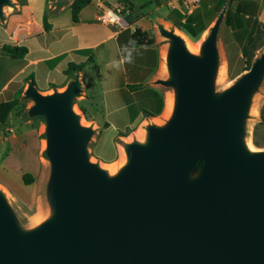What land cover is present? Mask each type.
I'll return each instance as SVG.
<instances>
[{
  "label": "water",
  "instance_id": "obj_1",
  "mask_svg": "<svg viewBox=\"0 0 264 264\" xmlns=\"http://www.w3.org/2000/svg\"><path fill=\"white\" fill-rule=\"evenodd\" d=\"M228 5L195 53L173 26L156 25L165 75L153 83L170 90L172 109L143 125L142 141L122 144L113 174L90 160L95 131L74 109L79 72L47 94L27 82L25 115L44 121L45 213L23 226L0 189V264H264V149L246 141L264 49L216 90ZM5 8L15 5L0 0V22Z\"/></svg>",
  "mask_w": 264,
  "mask_h": 264
},
{
  "label": "crops",
  "instance_id": "obj_2",
  "mask_svg": "<svg viewBox=\"0 0 264 264\" xmlns=\"http://www.w3.org/2000/svg\"><path fill=\"white\" fill-rule=\"evenodd\" d=\"M32 1L34 0H26V5L20 6V14L14 15L11 17L13 19L8 20L3 32V38L0 40V47L2 45H28L29 42H34L35 45L33 49L26 47L28 52L23 58H10L12 60L11 64L17 67H15V71L12 75L10 74L7 77H3V79L0 77V102L11 100L19 93L21 97L28 81H33L34 85L38 82V71H41L40 77L45 79V85L40 92L42 94H47L53 90H63L65 85L71 80V78L64 74L69 63H85L84 68L86 65H91L93 62H88L86 55L90 52V46H81V40L79 39L80 37L77 34V30L85 25L101 24L98 21V15L101 7L106 6L120 10L121 18L124 19L126 24L123 28L101 24L107 28L106 39L115 41L118 52H120L121 55L124 53L128 55L130 53L132 56L131 63L123 61V65L127 63V69L124 68L123 70L125 76H128L129 72L132 73L131 75L134 74L135 76H142V73L146 71L148 74L145 77L143 76L145 79L144 84L138 81H127L122 85L114 84L108 91H104L101 94L104 98V105L111 102L116 104L114 108L105 107V122L108 124V127H110L114 122L113 114L117 115L119 112H126L132 109L135 113L132 120L134 123L129 124L128 127H133L137 124L139 119L145 118L144 115L153 117L155 114L165 111L167 104L166 92L160 89L162 87L153 83L155 80L162 78L158 76L155 68L158 63V58L154 51L155 41L153 45L147 47H134L129 41L133 30L135 28H140V22H150L143 15L133 18L132 12L136 8H140L141 12L151 9L149 13H156V11L166 8L168 14L169 11L172 10L168 6L170 0H90V2L78 13L76 22L71 19L69 6L64 10H60L57 14L52 15L48 19V23L50 24L49 31H44L42 28L43 15L41 16L40 22L34 21L31 8ZM71 1H69V4ZM212 1H214V6L217 7L218 1L220 0ZM66 10L69 11L70 19L62 23L61 16ZM226 12H228L230 21L229 25H224L231 37V44L237 49V56L240 57L241 32L249 30L254 20H256L258 24L264 25V0L235 1L231 5H228ZM166 16L163 18L156 16L153 21H158L157 24L162 23L165 21ZM250 17L252 21L251 24L248 25L247 20ZM29 18L34 21L35 25L29 28L23 25H16L15 21H20L18 24H22L21 22H26ZM10 20L14 22L11 23ZM55 33H59L57 40L63 46L59 52L51 51L52 46L56 43L53 38V34ZM125 45H127L126 48ZM33 54L34 56H32ZM112 62L113 61L110 62V65H112ZM230 62L231 59L227 58V64ZM82 71L79 72V75L83 89L84 81ZM0 75H3L2 71ZM117 75L118 72L116 76ZM116 76L114 80H116ZM30 77L32 80H28ZM56 78L60 80L61 84L55 85L51 82ZM132 85H141V87L132 90L129 88ZM127 96H132V98H128ZM28 107L29 105L26 106V109ZM21 116H19V118H21ZM25 118L27 123L29 120H33L28 119L26 115ZM16 119L10 115L8 122L5 125H0V189L2 191L3 189H9V183L15 182L17 177H20L22 182V176L24 174L31 175L36 184L42 181L44 183L47 172V163L43 151L41 154L42 145L34 130H17L16 128H18V126L15 127ZM18 122L21 124L22 121L18 120Z\"/></svg>",
  "mask_w": 264,
  "mask_h": 264
},
{
  "label": "rangeland",
  "instance_id": "obj_3",
  "mask_svg": "<svg viewBox=\"0 0 264 264\" xmlns=\"http://www.w3.org/2000/svg\"><path fill=\"white\" fill-rule=\"evenodd\" d=\"M21 0H11V2L15 5V8H5L4 10V21L0 22V40L3 38V32L6 27V23L9 19L14 15L20 14V3ZM26 1V0H25ZM69 6L68 1L64 2H56L52 3V0H34L31 2L33 19L35 22H40L41 16L44 12L49 15V18L57 14L60 10H64ZM215 7V9H214ZM218 7V6H217ZM217 7L214 6V1L212 0H201L200 10L202 14L200 26L204 27L205 30L202 31L196 39H192L187 36V40L191 45H195L198 42H201L203 35L207 33L209 27L212 25L216 16L218 14ZM214 9V10H213ZM140 8H136L132 12V17H141L145 16L148 21H142L139 23V27L141 30L146 32L150 37L154 38V51L157 55V66L155 67L159 77H163L165 75V69L162 68V55L163 51L166 48V41L159 36L155 29V25L158 21H153L156 16L165 17L167 14V9L162 8L159 11L149 13L151 9H147L145 11H140ZM170 12V11H169ZM62 23H65L67 20L69 21V11L66 10L64 14L61 16ZM121 17V15H120ZM168 17V14L167 16ZM34 21L29 18L26 22L15 21L16 25H23L24 27L29 28L34 24ZM251 17L247 20L248 25L251 24ZM13 23V20H10ZM125 22V21H124ZM164 23L168 24V26L164 25ZM166 27L173 26L172 23L168 20H165L161 23ZM126 24L124 23V26ZM175 28V27H174ZM257 30L259 27H255ZM176 29V28H175ZM178 30V29H176ZM204 32V33H203ZM183 33V32H182ZM77 34L79 35V39L81 40V46H90V53L94 57V61L91 65H86L83 69V89L82 95L78 97L74 103L75 111L81 116L82 122L91 126L95 134L92 137L91 142L88 144V153L90 160L93 162H98L103 168L115 164L118 161L120 155V147L123 143L131 141L136 138L135 132L137 129H140L147 122H156L163 121L161 118L164 111L161 113L155 114L153 117H147L148 115H144L145 118L139 119L137 124L133 127H128L129 124L134 123L133 116L135 115L134 110H127L126 112H119L117 115H114V122L108 127V124L105 122L106 119L104 117V109L105 107L114 108L116 104L107 103L104 105V98L101 95L104 91H108L109 88L114 86V84L122 85L125 82H133L138 81L144 84V77L147 76V71L142 73V76H135L134 74L129 72L128 76H125L123 72L124 68L127 69V63L123 65V59L127 56L126 53L123 55L118 52L117 47L115 46V41L111 39H106L107 36V28L101 24H93V25H85L77 30ZM184 34V33H183ZM202 34V35H201ZM59 33L53 34L54 41L56 42L51 51L59 52L63 46L58 42L57 36ZM255 44L258 50L255 52V55L262 49H264V41L262 34H256L255 36ZM99 42V43H98ZM232 40L229 36V33L224 25V21L221 25L219 36H218V46L221 55V65H224L225 69L223 75H219L216 80V90H221L225 87H228L238 76L240 73V64L238 60L240 57L237 56V49L233 47L231 44ZM30 44V45H29ZM96 44V45H95ZM25 47H29L30 49L35 47L34 42H29L28 45H24ZM195 53V52H193ZM42 55V54H40ZM34 56V54L32 55ZM31 56V57H32ZM124 56V57H123ZM227 58L231 59L229 63L230 67L228 70ZM111 61H119L120 67L116 68L110 65ZM10 63V64H9ZM12 60L8 58L6 55L0 53V72L2 71L3 75L0 77H7L10 74L12 75L15 71L14 64H11ZM118 72V75L116 76ZM120 72V73H119ZM237 73V75H234ZM41 71H38V82L35 83L36 88L41 91L45 85V79H42ZM116 76V80L114 77ZM135 76V77H134ZM144 76V77H143ZM60 78V77H59ZM82 81V82H83ZM55 85H59V79H53ZM159 87V86H157ZM163 92H166L167 99L170 95V90L165 88H160ZM128 98H132V96H127ZM108 98V97H107ZM107 101V99H106ZM27 105H30V102L24 101ZM264 102V82L258 93L254 98V105L251 111L250 119L247 124V133H246V141L248 144H251L252 147L256 149H264L263 147H256L252 143L253 134H255L256 140L264 144V125H258L260 122L259 109ZM254 109H256V114L254 113ZM26 111V110H25ZM14 118V117H13ZM19 118V117H18ZM15 120V127L17 130L31 129L34 130L37 138L39 139L42 147L41 154L44 147L43 141V119L41 117L34 118L33 120H29L27 123L25 118V112L21 116V118ZM21 120V124L18 122ZM17 122V123H16ZM26 122V123H25ZM122 148V147H121ZM114 163V164H112ZM103 165H106L104 167ZM107 169V168H106ZM108 170V169H107ZM43 181L36 184L34 180L29 185H24L21 182V178L17 177L15 182L9 183V189H3L6 197L9 202L13 206L14 210L17 213L18 219L23 226H29L35 223L36 219L39 222L42 219V216L45 213V206L43 201ZM37 220V221H38ZM36 221V222H37ZM38 222V223H39Z\"/></svg>",
  "mask_w": 264,
  "mask_h": 264
},
{
  "label": "trees",
  "instance_id": "obj_4",
  "mask_svg": "<svg viewBox=\"0 0 264 264\" xmlns=\"http://www.w3.org/2000/svg\"><path fill=\"white\" fill-rule=\"evenodd\" d=\"M235 1L242 0H220L218 1L217 10L220 11L221 7L224 3L228 2L231 5ZM90 0H72L69 4V10L71 14L72 21H77L78 13L84 8ZM20 6L26 5L25 0H21L19 3ZM202 14L201 10L197 8L191 14L185 16L177 10H171L168 13V17L165 20H168L172 23L173 27L183 32L185 35L189 36L192 39H196L198 35L205 30L204 27L200 26ZM49 15L44 12L42 16V28L44 31L50 30V24L48 23ZM229 16L228 12L225 14L224 24L229 25ZM259 27L255 30V27ZM263 35L264 41V25L258 24L256 20L253 21L252 26L249 30L242 31L240 35H242V40L240 42L241 47V57L238 60L240 64V73L248 70L253 57L255 56V52L259 47L255 44V36L256 34ZM130 41H135V46H151L154 44V38L150 37L146 32L142 31L140 28H135L130 35ZM131 44V43H130ZM132 45V44H131ZM133 46V45H132ZM28 50L25 46L18 45H2L0 47V53L6 55L11 59H21L27 54ZM87 55V61L93 62V55L89 52ZM85 63L73 64L69 63L67 69L64 71V74L69 78H72L73 73L75 71H82ZM230 65L228 64V70ZM237 75V73H234ZM28 80H32V78H28ZM141 87V85H132L129 88L135 90ZM27 104L24 101L20 100V93L13 99L0 102V125H5L8 122L9 116L12 115L15 119L19 116L23 115L26 110ZM260 122L258 125H264V102L259 109ZM264 142V141H263ZM252 143L256 147H263L264 144L256 140L255 134H253ZM32 176L29 174H24L22 176V183L24 185H29L32 183Z\"/></svg>",
  "mask_w": 264,
  "mask_h": 264
},
{
  "label": "built area",
  "instance_id": "obj_5",
  "mask_svg": "<svg viewBox=\"0 0 264 264\" xmlns=\"http://www.w3.org/2000/svg\"><path fill=\"white\" fill-rule=\"evenodd\" d=\"M201 0H170L168 6L187 16L199 8ZM99 23L107 26L124 27V19L120 17V10L102 6L98 15Z\"/></svg>",
  "mask_w": 264,
  "mask_h": 264
},
{
  "label": "bare ground",
  "instance_id": "obj_6",
  "mask_svg": "<svg viewBox=\"0 0 264 264\" xmlns=\"http://www.w3.org/2000/svg\"><path fill=\"white\" fill-rule=\"evenodd\" d=\"M164 25H166V26H168V24H166V23H164ZM176 32H177V34H179L183 39H184V41H185V43H186V46H187V48H188V50L190 51V52H197L198 51V49H199V45H200V43L201 42H198L197 44H195V45H191L190 43H189V41L187 40V36L185 35V34H183L181 31H179V30H176ZM204 33V32H203ZM202 35V34H201ZM205 35H206V33L203 35V37H202V39L200 40V41H202L203 39H204V37H205ZM162 68H163V70L165 69V64H164V51H163V55H162ZM224 69H225V67H224V65H221V67H220V69H219V75H223V72H224ZM171 109H172V99H171V96L169 95V98L167 99V104H166V108H165V111H164V113H163V115H162V119L163 120H165V119H167V117L169 116V114H170V112H171ZM259 112V111H258ZM254 113L256 114L257 112H256V109H254ZM81 122H82V120H81ZM159 123H162V121H159ZM82 124H84L83 122H82ZM85 125V124H84ZM143 127V126H142ZM140 128V129H137V131L135 132V134H136V139H138V140H140V141H142L143 140V138H144V131H143V128ZM248 147H249V149L250 150H252V151H255L256 150V148H254V147H252L251 146V144H248ZM120 150V155H119V157L118 158H120V159H118V161L117 162H115V164L114 163H112V164H114V165H112L111 167H110V164H109V166L108 167H106V165H103L104 167H106L107 169H108V171H109V173L110 174H113V173H115L118 169H119V167H121L123 164H124V162H125V156H124V152H123V149L120 147L119 148ZM38 219H36V221H37ZM35 221V223H38L39 222V220L36 222Z\"/></svg>",
  "mask_w": 264,
  "mask_h": 264
},
{
  "label": "clouds",
  "instance_id": "obj_7",
  "mask_svg": "<svg viewBox=\"0 0 264 264\" xmlns=\"http://www.w3.org/2000/svg\"><path fill=\"white\" fill-rule=\"evenodd\" d=\"M129 43H131V44L135 47V41H129ZM126 47H127V45H125V48H126ZM124 61H125V62H128V63H131V61H132V56H131L130 53L124 58ZM112 66H113V67H116V68H119V67H120V62H119V61H113V62H112Z\"/></svg>",
  "mask_w": 264,
  "mask_h": 264
}]
</instances>
